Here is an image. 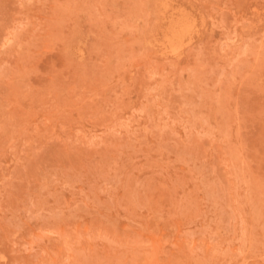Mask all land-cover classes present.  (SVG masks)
<instances>
[{
	"label": "rangeland",
	"instance_id": "rangeland-1",
	"mask_svg": "<svg viewBox=\"0 0 264 264\" xmlns=\"http://www.w3.org/2000/svg\"><path fill=\"white\" fill-rule=\"evenodd\" d=\"M0 264H264V0H0Z\"/></svg>",
	"mask_w": 264,
	"mask_h": 264
}]
</instances>
